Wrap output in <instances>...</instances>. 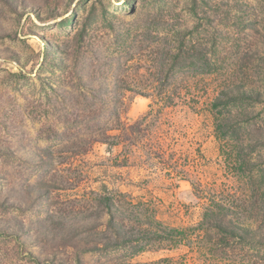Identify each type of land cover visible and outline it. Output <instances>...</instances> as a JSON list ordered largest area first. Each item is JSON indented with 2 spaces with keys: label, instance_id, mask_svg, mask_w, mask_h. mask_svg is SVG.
I'll return each instance as SVG.
<instances>
[{
  "label": "rangeland",
  "instance_id": "rangeland-1",
  "mask_svg": "<svg viewBox=\"0 0 264 264\" xmlns=\"http://www.w3.org/2000/svg\"><path fill=\"white\" fill-rule=\"evenodd\" d=\"M0 264H264V0H0Z\"/></svg>",
  "mask_w": 264,
  "mask_h": 264
}]
</instances>
